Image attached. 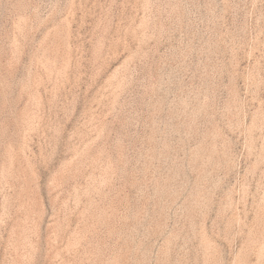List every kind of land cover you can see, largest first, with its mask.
<instances>
[{
    "label": "rangeland",
    "instance_id": "rangeland-1",
    "mask_svg": "<svg viewBox=\"0 0 264 264\" xmlns=\"http://www.w3.org/2000/svg\"><path fill=\"white\" fill-rule=\"evenodd\" d=\"M0 264H264V0H0Z\"/></svg>",
    "mask_w": 264,
    "mask_h": 264
}]
</instances>
